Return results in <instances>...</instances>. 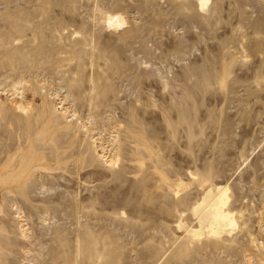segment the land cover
<instances>
[{
	"label": "rangeland",
	"instance_id": "rangeland-1",
	"mask_svg": "<svg viewBox=\"0 0 264 264\" xmlns=\"http://www.w3.org/2000/svg\"><path fill=\"white\" fill-rule=\"evenodd\" d=\"M0 264H264V0H0Z\"/></svg>",
	"mask_w": 264,
	"mask_h": 264
},
{
	"label": "bare ground",
	"instance_id": "bare-ground-1",
	"mask_svg": "<svg viewBox=\"0 0 264 264\" xmlns=\"http://www.w3.org/2000/svg\"><path fill=\"white\" fill-rule=\"evenodd\" d=\"M209 0H198V6L200 11H204L206 6L208 5ZM19 106V105H18ZM18 110V109H17ZM228 189L226 187H217L216 188V196H215V206L214 212L212 213V219L214 223H217L219 226L223 227V229H228V232L232 230L234 227V220L232 215L229 212H225L224 208L228 201L227 196ZM207 208V204L205 201L200 202L196 205L193 209V214L196 218L201 221V216L205 213ZM180 227H184V225L180 224ZM217 231V230H216ZM194 237L200 236V230H193L191 231ZM211 234H216L213 228H211Z\"/></svg>",
	"mask_w": 264,
	"mask_h": 264
}]
</instances>
